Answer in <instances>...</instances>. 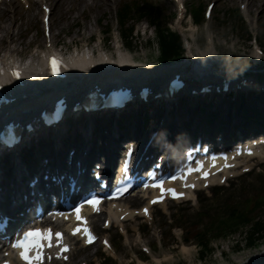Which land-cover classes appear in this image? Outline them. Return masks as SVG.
Segmentation results:
<instances>
[{
	"label": "rangeland",
	"instance_id": "1",
	"mask_svg": "<svg viewBox=\"0 0 264 264\" xmlns=\"http://www.w3.org/2000/svg\"><path fill=\"white\" fill-rule=\"evenodd\" d=\"M129 1L130 0H112L111 2L110 0H108L107 2L106 0H102V1L89 0L87 1L88 3L87 6L85 7L87 9L84 10V15H81L80 13H76L72 16H69L65 13L64 9L60 10V12L58 10H55L54 20H53L55 23L54 26L55 30H53V33L55 32V35L57 36L56 39L57 48L61 49L63 53L70 55V53L75 51L77 48L79 50H82L86 46H88V43L86 42L87 40L86 38H90L93 34H95V36H97L98 39H103L106 46L111 47L112 44H109L108 40L112 39L113 41H115V39L120 37L121 30L123 29V27L121 28V26L116 22L115 5L120 4V6L123 5V7L125 8L126 5H128ZM185 1L187 7V18L184 24L185 30L190 31L191 28L197 30V28L194 27L193 24L191 23L192 19L190 18V8L192 9L195 8L194 10H197L202 7L204 10L207 3L212 0H185ZM106 2L109 3V5ZM243 2H244L243 0H216V5L213 11V19L207 22L204 30L209 28L219 37L220 36L225 37L229 39V41L230 40L234 41V43L239 42L238 44L239 46H242L243 44L245 47L246 46L249 47V45H247L245 42V40H247L248 34L245 30L242 16L241 17L237 16L238 18H240L239 21L237 22L232 17L233 16L232 11L234 9L239 8V5ZM94 5H97V7H94ZM255 5H256L255 9L251 12L247 11V13L244 15V18L249 22V25L253 30L254 34L260 37L262 40H264V0H256ZM161 7L164 11V16L166 17L165 20H167L169 24L173 25L175 18L174 5L167 3V4H163ZM21 15H22L21 17L19 16V14L17 15L16 18L17 22L13 27V32L16 34V36H18L16 39L17 43L10 44L5 42L3 46L0 47V55H3L4 54L3 52L6 53L8 49L14 47L17 50L19 49L18 53L20 55L25 56V58H29L31 55L35 54L40 47L45 48L46 43L44 41L43 38L44 36L41 31L39 18L35 17V19H33V21L30 22L29 21L30 18H28L29 15L24 13H21ZM237 17L236 19H238ZM135 20L136 19L133 16V18L129 19V21L125 24V27L129 28V26L132 25V23H134ZM158 21H159L158 19H155L153 24H157ZM134 24L137 25L136 34L139 31H143V34L140 33L141 38L140 37L138 38L139 40L137 43V47L138 46L144 48L147 47L148 44H146V41L151 37V35L155 34L154 33L155 26L153 25H152L153 27L150 26L146 20H144L141 23L135 22ZM9 25L10 22H8L7 25L4 24V26H9ZM105 29H109V30L111 29L112 31L110 32L111 34H104L102 31H105ZM145 31H148L150 33L147 32V34L145 35ZM2 36L3 34L1 32L0 38ZM92 40L94 41V39ZM19 44L21 45L17 46ZM89 46H90L89 48L93 47L94 49H99V42L95 44L90 41ZM257 177L249 180L252 188L247 187L246 190L235 192L233 194V198L230 197V193H229L228 195H225L222 199H220L215 203L212 202L208 203L207 206L208 205L209 206L200 212H198L197 210H191L188 213L187 221L178 225L179 229L174 231V233L177 234L179 237L183 238V236L185 237L188 236L187 242L186 240L179 241L177 237H176V241H174L173 237L170 238V236H167L166 242L169 243V245H172L171 247L173 251L170 254L172 256L171 260L168 262H164L163 264H200V263L206 264L205 260L203 261L200 260L201 246H199V244L197 243L198 240L197 235L194 236L195 234L199 233V229L197 227L192 226V224L197 223L200 220L202 216L200 215L201 213L208 214V216H217L223 211L226 212V208L228 204L236 205V203L244 202V200L247 197H252L254 199L252 200L253 201L252 207H254V205L255 207H257L253 215L260 216L264 219V205L263 206L261 205L260 207L259 204L257 203L255 204V199H256L255 197H257V195L261 197L264 196V180L262 178H257ZM201 226H203V224ZM247 229L248 228L246 229L244 228L243 230L240 229L236 234L228 238H221L218 241L213 242L211 245H209V247L212 248L213 246H216V247H220L221 249L222 248L227 249L230 246L236 244L237 242L243 243L245 241L244 233L247 231ZM163 230L166 231L165 233H168L170 231V229L168 230V227L166 226L163 228ZM210 238H213V236H211ZM131 240L135 253L138 254L140 249L138 247V242L140 241V238L139 236L134 235L131 237ZM143 240L146 242H155L157 240V236H154L152 234L143 235ZM185 245L189 248L194 249L191 259H188V256H186L183 253V247ZM216 253H218V251ZM156 256L163 258L165 256V253L159 252ZM121 258H122L121 260L127 264H130L134 260H135V264L140 263V262H136V258H133V256H129V255L126 256L124 254ZM172 260H174V262ZM150 263L155 264L153 261H150Z\"/></svg>",
	"mask_w": 264,
	"mask_h": 264
},
{
	"label": "snow or ice",
	"instance_id": "2",
	"mask_svg": "<svg viewBox=\"0 0 264 264\" xmlns=\"http://www.w3.org/2000/svg\"><path fill=\"white\" fill-rule=\"evenodd\" d=\"M57 65H58L57 59L53 58L52 59L53 71H56ZM14 75H19V73L15 72ZM200 170L203 171V167H201ZM189 172H191V169H189ZM203 174L205 177L209 175V173L206 171ZM186 186L189 185L186 184ZM190 186L195 187V185H190ZM158 187H160L163 192L171 193L174 197L177 198L184 195V193L177 192L175 189L165 188L163 181H161L158 184ZM162 198L163 197H159L158 199H162ZM90 203H93V206L95 207L98 201L97 202L90 201ZM145 212H147V209H145ZM76 216L78 220L84 221V226L82 228V231L84 235L87 237L88 242H92L95 239V236L91 232L90 228L87 227V221L81 215L80 208L76 209ZM80 231H81L80 227L74 229V232H80ZM54 240L58 244L62 245L61 253L67 250L68 246L66 244H63V234L61 232H54L52 229H30L28 231H25L24 233H22V236L20 238L16 239L14 246L17 249H19V256L21 259H23L26 262V264H43V261L45 259L44 250L46 247L47 248L53 247Z\"/></svg>",
	"mask_w": 264,
	"mask_h": 264
},
{
	"label": "bare ground",
	"instance_id": "3",
	"mask_svg": "<svg viewBox=\"0 0 264 264\" xmlns=\"http://www.w3.org/2000/svg\"><path fill=\"white\" fill-rule=\"evenodd\" d=\"M85 1V0H84ZM84 1H82V0H80V8L81 9H85V5L83 4V2ZM245 2L247 3V7H248V10L249 11H252V10H254L255 9V4H256V0H245ZM0 28L2 29V32L3 33H5L6 35H3L4 37H2V38H0V45H2V44H4L5 42H10L11 44H16L17 43V41H16V39H17V37L18 36H16L8 27H5V28H3L1 25H0ZM8 37V38H7ZM54 39H55V37H53ZM51 41L52 42H56L57 40L55 39V40H52L51 39ZM50 41V42H51ZM13 42V43H12ZM21 44H19V45H17V46H20ZM11 53L12 54H14V52H18L19 51V49L17 50L16 48H13V49H11ZM11 54V55H12ZM87 54L86 53H81V52H78L77 54H75V55H73L72 57H71V61L73 62V63H77L78 64V66H79V70L80 71H82V70H85V69H91L93 72H91V73H89V75H88V77H84V75H82L83 76V78L85 79V80H87V79H89V78H91V77H98L99 75H109L111 72L109 71V70H112L113 68H108L107 67V61H106V58H104L101 54L100 55H98V57H95V58H93L92 60H88L87 59ZM120 56V55H119ZM88 57H90V58H92L91 56H90V54H89V56ZM8 62H9V64H10V59H8V57H3L2 59H0V65L2 66V67H5L7 64H8ZM96 63V67H94V68H89L90 67V65H92V64H95ZM33 64H31L30 66H31V68L32 69H35V66H32ZM108 70V71H107ZM114 70V69H113ZM103 71H105V72H103ZM107 71V72H106ZM78 72V71H77ZM90 72V71H89ZM70 74H73V73H70ZM116 75H119V74H117V73H115ZM41 76V75H40ZM71 76V75H70ZM82 76H79V75H77V73L75 74V75H73L72 76V78L73 79H75L77 82H79L80 81V83H83V82H85V81H82V80H80L79 79V77H82ZM24 81H26V80H24ZM88 82H90V81H87V83ZM24 84H25V86H27V87H31V88H29L30 90H28V89H26V90H28V92H30V91H33L32 90V88H34V91H36L35 90V87H37L38 86V84L37 83H35L34 85H31V84H27V83H22L21 85H22V90L24 91L25 90V88H24ZM20 87V86H19ZM26 90H25V93H26ZM12 96V94H9V95H7V97H11ZM9 105L10 104H2V108H8L9 107ZM174 127L175 128H177V125L175 124L174 125ZM193 252H194V249L193 248H189V247H187V246H184L183 247V253L186 255V256H188V259H191L192 257V255H193ZM163 263V261H159V264H162Z\"/></svg>",
	"mask_w": 264,
	"mask_h": 264
}]
</instances>
